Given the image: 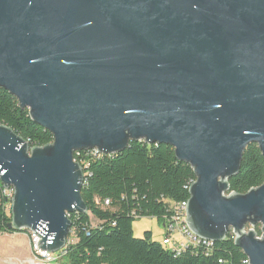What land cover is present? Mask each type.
Here are the masks:
<instances>
[{
    "label": "water",
    "instance_id": "95a60500",
    "mask_svg": "<svg viewBox=\"0 0 264 264\" xmlns=\"http://www.w3.org/2000/svg\"><path fill=\"white\" fill-rule=\"evenodd\" d=\"M0 89L52 136L29 148L0 126L8 228L41 251L64 249L68 215L87 213L73 154L143 141L192 169L189 230L231 233L264 264V183L227 194L248 145L264 160V0H0Z\"/></svg>",
    "mask_w": 264,
    "mask_h": 264
},
{
    "label": "trees",
    "instance_id": "16d2710c",
    "mask_svg": "<svg viewBox=\"0 0 264 264\" xmlns=\"http://www.w3.org/2000/svg\"><path fill=\"white\" fill-rule=\"evenodd\" d=\"M0 126L11 129L29 148L52 143L51 134L32 123L28 111L21 110L16 99L3 89H0ZM73 160L83 169L80 196L87 213L68 215L70 234L64 249L57 253H64L57 256L64 264L247 263L246 256L234 245L231 233L208 253L188 248L179 255L161 241L152 240L150 232L140 239L133 237L135 220L153 218L163 225L174 214V208L188 200V188L195 176L190 166L175 159L171 147L129 142L119 154L94 156L81 152L74 154ZM263 183L264 160L256 145H248L238 174L228 181L227 194L244 195ZM90 217L95 219L93 225ZM10 222L7 199L0 185V235L27 232L9 229ZM253 232L257 238L261 237L259 226Z\"/></svg>",
    "mask_w": 264,
    "mask_h": 264
},
{
    "label": "built area",
    "instance_id": "2783aa9c",
    "mask_svg": "<svg viewBox=\"0 0 264 264\" xmlns=\"http://www.w3.org/2000/svg\"><path fill=\"white\" fill-rule=\"evenodd\" d=\"M82 152H90L94 156H103L101 154H98L95 150L82 151ZM107 204L108 202L105 201L104 205ZM185 205L186 202L178 204L174 208V214L171 217L166 218L164 220L163 231L165 235L161 239V244L165 247H168L176 255H179L181 252L185 251L188 248H192L194 251H203L204 253H208L213 248L215 243L201 239L196 235H194L189 230V228L185 223V219H186ZM8 208H9V202H8V189H7V210ZM28 234L30 235V239H29L30 248L32 249L34 255L33 257L35 264H49V257L52 256L62 257L64 255V253H62V255H52V253L41 251V249L37 247V244L39 243V241H41V238L34 235L31 232H28ZM246 264H248V262Z\"/></svg>",
    "mask_w": 264,
    "mask_h": 264
},
{
    "label": "rangeland",
    "instance_id": "374dc122",
    "mask_svg": "<svg viewBox=\"0 0 264 264\" xmlns=\"http://www.w3.org/2000/svg\"><path fill=\"white\" fill-rule=\"evenodd\" d=\"M7 213L10 214V204ZM94 221L95 219L90 217L92 225ZM249 229L251 228L248 226L246 232ZM145 232H150L154 241H161L163 236L162 225L156 219L142 218L135 220L132 224L133 237L140 239ZM29 239L28 232L0 235V264H35ZM71 240L72 238H70ZM50 264H64V261L62 258H54V261Z\"/></svg>",
    "mask_w": 264,
    "mask_h": 264
},
{
    "label": "bare ground",
    "instance_id": "6f19581e",
    "mask_svg": "<svg viewBox=\"0 0 264 264\" xmlns=\"http://www.w3.org/2000/svg\"><path fill=\"white\" fill-rule=\"evenodd\" d=\"M75 155H78L79 154V152H75L74 153ZM73 154V155H74ZM73 162L75 163V161L73 160ZM84 180V179H83ZM0 185H1V183H0ZM1 187H2V195L7 199V189H3V186L1 185ZM12 197H13V189L12 188H9L8 189V200H10V203H11V199H12ZM9 203V204H10ZM62 251V250H61ZM60 252V251H59ZM55 254H57V253H55ZM53 255V254H52ZM54 258H58L57 256H52V257H49V264L50 263H52L53 261H54Z\"/></svg>",
    "mask_w": 264,
    "mask_h": 264
},
{
    "label": "crops",
    "instance_id": "0c3cea01",
    "mask_svg": "<svg viewBox=\"0 0 264 264\" xmlns=\"http://www.w3.org/2000/svg\"><path fill=\"white\" fill-rule=\"evenodd\" d=\"M162 228H163V225H162ZM164 237V233H163V236H162V238ZM160 242V241H159Z\"/></svg>",
    "mask_w": 264,
    "mask_h": 264
}]
</instances>
